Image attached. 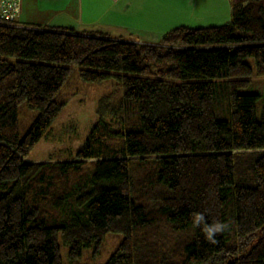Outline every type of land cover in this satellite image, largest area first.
Wrapping results in <instances>:
<instances>
[{
  "label": "trees",
  "instance_id": "16d2710c",
  "mask_svg": "<svg viewBox=\"0 0 264 264\" xmlns=\"http://www.w3.org/2000/svg\"><path fill=\"white\" fill-rule=\"evenodd\" d=\"M229 2L224 25L158 43L0 20V264H64L61 238L78 260L110 233L107 264H264V113L241 92L264 78V0ZM74 65L116 90L76 155L28 162ZM193 212L230 230L210 244Z\"/></svg>",
  "mask_w": 264,
  "mask_h": 264
},
{
  "label": "crops",
  "instance_id": "0c3cea01",
  "mask_svg": "<svg viewBox=\"0 0 264 264\" xmlns=\"http://www.w3.org/2000/svg\"><path fill=\"white\" fill-rule=\"evenodd\" d=\"M198 6L201 10L195 9ZM220 7L222 8L220 11L212 9ZM192 19H196L199 27L224 25L231 19L230 2L229 0H23L18 20L24 25L71 29L80 33L97 32L126 39H134L131 35L141 33L145 37L155 39L148 43H158L164 35L162 29L190 27L189 21ZM178 20L180 24H177Z\"/></svg>",
  "mask_w": 264,
  "mask_h": 264
},
{
  "label": "rangeland",
  "instance_id": "374dc122",
  "mask_svg": "<svg viewBox=\"0 0 264 264\" xmlns=\"http://www.w3.org/2000/svg\"><path fill=\"white\" fill-rule=\"evenodd\" d=\"M195 9L201 10L200 6ZM220 11L222 8L214 9ZM196 12V11H195ZM188 17V15H187ZM181 22L178 20L177 24ZM190 27H199L196 19L189 21ZM176 28V27H174ZM174 28H166L164 34ZM136 41L155 40L145 37L141 33L131 35ZM255 66L253 59L249 60ZM117 82L110 79L101 83H89L80 76V68L77 65L72 66V72L69 80L62 91L61 101L65 102V107L56 119L55 123L41 140L38 146L31 154L28 162L35 163H54L56 159L73 157L82 148L88 138L94 125L100 120L98 114L99 103L102 98L116 90ZM242 93L255 94L259 96L258 116L262 117L264 113V78L253 77L251 84L241 90ZM119 96L116 97L117 100ZM36 113L24 103L20 106L19 122L20 131L25 135L32 125ZM124 236L121 234L110 233L106 236L103 247L100 252L96 253L95 248L85 250L82 258L72 260L70 258L69 246L60 240L62 258L64 264H107L111 256L123 242Z\"/></svg>",
  "mask_w": 264,
  "mask_h": 264
},
{
  "label": "clouds",
  "instance_id": "9594fccd",
  "mask_svg": "<svg viewBox=\"0 0 264 264\" xmlns=\"http://www.w3.org/2000/svg\"><path fill=\"white\" fill-rule=\"evenodd\" d=\"M191 223L194 229H200L205 240L210 244L218 243L216 237L230 230V223L219 220H212L209 223L206 215L202 212H193Z\"/></svg>",
  "mask_w": 264,
  "mask_h": 264
},
{
  "label": "built area",
  "instance_id": "2783aa9c",
  "mask_svg": "<svg viewBox=\"0 0 264 264\" xmlns=\"http://www.w3.org/2000/svg\"><path fill=\"white\" fill-rule=\"evenodd\" d=\"M23 0H0V20L13 24L20 17Z\"/></svg>",
  "mask_w": 264,
  "mask_h": 264
}]
</instances>
